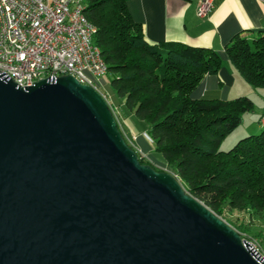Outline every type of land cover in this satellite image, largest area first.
Returning <instances> with one entry per match:
<instances>
[{
	"label": "water",
	"instance_id": "obj_1",
	"mask_svg": "<svg viewBox=\"0 0 264 264\" xmlns=\"http://www.w3.org/2000/svg\"><path fill=\"white\" fill-rule=\"evenodd\" d=\"M176 175L142 163L103 94L0 73V264H264Z\"/></svg>",
	"mask_w": 264,
	"mask_h": 264
},
{
	"label": "trees",
	"instance_id": "obj_2",
	"mask_svg": "<svg viewBox=\"0 0 264 264\" xmlns=\"http://www.w3.org/2000/svg\"><path fill=\"white\" fill-rule=\"evenodd\" d=\"M128 1L85 0L84 10L97 27L94 43L108 66L104 76L121 104L148 124L153 148L164 158L161 163L189 193L223 218L233 210L262 216L264 128L229 150L221 149L243 115L253 111V99L193 97L206 75H218L221 54L181 42L150 43ZM225 49L243 79L264 88V31L237 33Z\"/></svg>",
	"mask_w": 264,
	"mask_h": 264
},
{
	"label": "built area",
	"instance_id": "obj_3",
	"mask_svg": "<svg viewBox=\"0 0 264 264\" xmlns=\"http://www.w3.org/2000/svg\"><path fill=\"white\" fill-rule=\"evenodd\" d=\"M85 7V0H0V73L23 87L73 75L100 91L98 82L108 66L94 43L97 27ZM213 8L214 0H201L197 15L208 17ZM242 239L264 263V242Z\"/></svg>",
	"mask_w": 264,
	"mask_h": 264
},
{
	"label": "crops",
	"instance_id": "obj_4",
	"mask_svg": "<svg viewBox=\"0 0 264 264\" xmlns=\"http://www.w3.org/2000/svg\"><path fill=\"white\" fill-rule=\"evenodd\" d=\"M200 1L129 0L128 6L133 19L142 24L150 43L181 42L212 48L221 54L223 65L218 75H206L193 91V97L227 98L231 97L230 90L246 91L247 85L229 62L225 48L237 33L252 35L264 31V0H214L212 12L205 18L197 15ZM249 88L255 87L250 85ZM127 113L123 125L128 137L148 152L154 145L148 124L135 113ZM260 122L264 126V114Z\"/></svg>",
	"mask_w": 264,
	"mask_h": 264
},
{
	"label": "rangeland",
	"instance_id": "obj_5",
	"mask_svg": "<svg viewBox=\"0 0 264 264\" xmlns=\"http://www.w3.org/2000/svg\"><path fill=\"white\" fill-rule=\"evenodd\" d=\"M243 81H244L243 83L247 85L245 86L246 91H238L239 89L230 90L231 97H227V99H232L239 96H249L254 101V109L251 112H246L243 115V121L239 125V127H237L232 133H230L224 139V141L221 144L222 150L231 149L242 138H245L249 135L259 134L264 128V126H261V122H260V118L264 114V88H249L250 85L248 86L247 82H245L244 79ZM98 89L107 99L118 121L119 128L123 133L127 143L135 151L137 150L136 152L140 153L144 159L150 161L151 164H153L154 168L158 169L159 171H167L172 173L168 169L167 165L161 163L164 162V158L160 152L155 151L154 148L152 147V149H150L148 153L144 151L139 145H137L130 137H128L127 131L123 125L124 116L128 114L127 110L125 109V106L121 104V100L118 99L117 94L112 89L109 80L107 79V76H104L99 80ZM245 92L248 93L246 94ZM234 93H236V95ZM238 93H240L241 95H238ZM143 135L145 136V133H143ZM150 154L154 157L150 156ZM155 157H157L158 161L155 159ZM223 219L227 221V223H229L231 226H233L240 233V235L246 236L250 240L252 239L261 240L264 237V214L260 217L257 216L253 217L250 216L249 212L233 210L229 212L226 211Z\"/></svg>",
	"mask_w": 264,
	"mask_h": 264
}]
</instances>
